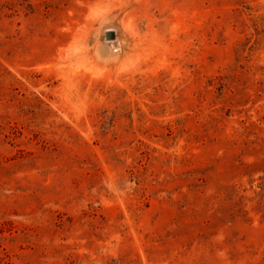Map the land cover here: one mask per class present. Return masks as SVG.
I'll return each instance as SVG.
<instances>
[{"label":"rangeland","instance_id":"374dc122","mask_svg":"<svg viewBox=\"0 0 264 264\" xmlns=\"http://www.w3.org/2000/svg\"><path fill=\"white\" fill-rule=\"evenodd\" d=\"M0 264H264V0H0Z\"/></svg>","mask_w":264,"mask_h":264},{"label":"water","instance_id":"95a60500","mask_svg":"<svg viewBox=\"0 0 264 264\" xmlns=\"http://www.w3.org/2000/svg\"><path fill=\"white\" fill-rule=\"evenodd\" d=\"M107 38L113 39V38H115V34L113 32H109V33H107Z\"/></svg>","mask_w":264,"mask_h":264}]
</instances>
